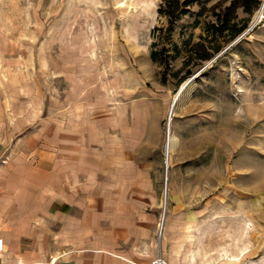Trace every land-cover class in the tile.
<instances>
[{"label":"rangeland","instance_id":"374dc122","mask_svg":"<svg viewBox=\"0 0 264 264\" xmlns=\"http://www.w3.org/2000/svg\"><path fill=\"white\" fill-rule=\"evenodd\" d=\"M161 1L0 0V207L79 193L82 151L90 176L118 160L130 182L132 160L150 182V264H264V0L232 41L192 8L169 67L151 56Z\"/></svg>","mask_w":264,"mask_h":264},{"label":"crops","instance_id":"0c3cea01","mask_svg":"<svg viewBox=\"0 0 264 264\" xmlns=\"http://www.w3.org/2000/svg\"><path fill=\"white\" fill-rule=\"evenodd\" d=\"M82 154V170L73 177L79 193L69 194L70 188L62 184L49 187L32 204L19 200L15 213L1 205L0 264H150L151 225L147 229L150 220L144 213L150 182L145 169L129 160L130 182L121 181L120 162L110 160L112 170L97 167L90 176L88 157ZM134 189L140 194L129 198L128 190Z\"/></svg>","mask_w":264,"mask_h":264},{"label":"trees","instance_id":"16d2710c","mask_svg":"<svg viewBox=\"0 0 264 264\" xmlns=\"http://www.w3.org/2000/svg\"><path fill=\"white\" fill-rule=\"evenodd\" d=\"M258 6V0H162L158 12L161 17L166 19L167 26L165 29H158V31L163 33L162 37H160L163 48L160 51L152 52V60L164 61L167 67L170 66V59L176 58V56L171 58L168 49L175 26L182 17L192 15V8L198 7L196 13L197 19L195 21L196 26L200 22L199 18L211 15L215 18V22L209 24L207 30L212 35L225 36L227 34L229 41H232L240 36L248 27L246 20L239 21V10L242 9L246 14H252L253 9ZM174 50L178 54L177 56H179L180 51L176 45L174 46ZM210 58L211 55L206 52L200 55L201 61H206ZM191 74L192 71L188 70L180 82L186 80Z\"/></svg>","mask_w":264,"mask_h":264},{"label":"bare ground","instance_id":"6f19581e","mask_svg":"<svg viewBox=\"0 0 264 264\" xmlns=\"http://www.w3.org/2000/svg\"><path fill=\"white\" fill-rule=\"evenodd\" d=\"M262 18H264V9H261L259 12H258V14H257V16H256V18H255V20H254V22H253V24H255L256 22H258L260 19H262ZM190 87V86H189ZM181 94V93H180ZM182 95V94H181ZM173 105V104H172ZM172 116V115H171ZM170 122V121H169ZM169 127H170V124H169ZM175 140L176 139H174V137L171 135V133L169 134V136H168V140H167V144H166V155H167V162L168 163H166V164H169V155H170V153L172 152V151H174L173 149H174V147H176L175 146ZM177 144V143H176ZM163 264H166V263H163Z\"/></svg>","mask_w":264,"mask_h":264},{"label":"built area","instance_id":"2783aa9c","mask_svg":"<svg viewBox=\"0 0 264 264\" xmlns=\"http://www.w3.org/2000/svg\"><path fill=\"white\" fill-rule=\"evenodd\" d=\"M3 249H4V240H3V238H0V252H2ZM158 263H159V264H160V263H163V261L160 259V260L158 261Z\"/></svg>","mask_w":264,"mask_h":264},{"label":"water","instance_id":"95a60500","mask_svg":"<svg viewBox=\"0 0 264 264\" xmlns=\"http://www.w3.org/2000/svg\"><path fill=\"white\" fill-rule=\"evenodd\" d=\"M263 9H264V5H263Z\"/></svg>","mask_w":264,"mask_h":264}]
</instances>
